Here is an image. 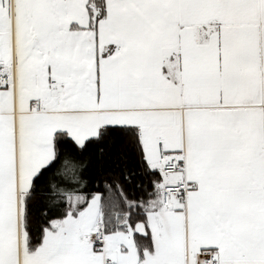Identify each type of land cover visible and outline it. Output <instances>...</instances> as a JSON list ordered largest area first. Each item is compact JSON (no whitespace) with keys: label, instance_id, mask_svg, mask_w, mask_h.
<instances>
[{"label":"snow or ice","instance_id":"1","mask_svg":"<svg viewBox=\"0 0 264 264\" xmlns=\"http://www.w3.org/2000/svg\"><path fill=\"white\" fill-rule=\"evenodd\" d=\"M0 264H264V0H0Z\"/></svg>","mask_w":264,"mask_h":264}]
</instances>
